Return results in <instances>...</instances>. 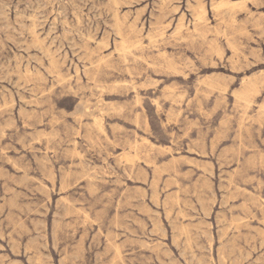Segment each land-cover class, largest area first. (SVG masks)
<instances>
[{"label": "rangeland", "instance_id": "374dc122", "mask_svg": "<svg viewBox=\"0 0 264 264\" xmlns=\"http://www.w3.org/2000/svg\"><path fill=\"white\" fill-rule=\"evenodd\" d=\"M0 264H264V0H0Z\"/></svg>", "mask_w": 264, "mask_h": 264}, {"label": "bare ground", "instance_id": "6f19581e", "mask_svg": "<svg viewBox=\"0 0 264 264\" xmlns=\"http://www.w3.org/2000/svg\"><path fill=\"white\" fill-rule=\"evenodd\" d=\"M205 14V13H204ZM199 18V17H198ZM31 73V72H30ZM125 84V83H124ZM127 84V83H126ZM116 85V84H115ZM237 224V223H236Z\"/></svg>", "mask_w": 264, "mask_h": 264}]
</instances>
